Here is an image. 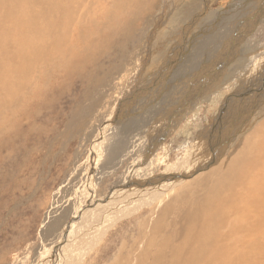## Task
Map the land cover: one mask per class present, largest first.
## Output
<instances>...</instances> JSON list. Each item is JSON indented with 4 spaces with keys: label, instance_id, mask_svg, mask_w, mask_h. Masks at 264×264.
<instances>
[{
    "label": "bare ground",
    "instance_id": "bare-ground-1",
    "mask_svg": "<svg viewBox=\"0 0 264 264\" xmlns=\"http://www.w3.org/2000/svg\"><path fill=\"white\" fill-rule=\"evenodd\" d=\"M155 3L156 0H0V212L8 208L9 202L24 200L27 196L24 188L29 189L28 193L34 190L36 182L32 178L41 173V161L50 156L58 162L51 173L55 183L51 185L46 180L39 184L38 190L53 189L70 164L68 144L78 132L93 135L97 131L93 149L97 155L104 154L99 148L105 139V125L99 130L94 122L102 116L101 112L105 115L108 111L110 95L114 93L116 100L122 90V87L109 89L107 82L115 77L116 71L117 81L133 72L139 44L128 42L140 25L151 22L159 4L154 7ZM188 12L182 10L184 16ZM221 35L219 31L211 41L202 42L201 49H210L211 42L214 49ZM196 60L194 56L178 68V83L190 68L199 66ZM113 62H122L125 70L119 68L111 76L102 77L100 74ZM119 102H112L113 107ZM58 108L62 113L55 115ZM93 109L100 112L95 115ZM230 118L224 106L207 130V137L218 139L213 152L202 149L205 152L200 153L202 144L195 142L190 149L192 156L187 154L195 163L189 167V159L182 160V169L175 180L183 181L186 170L199 163L206 166L221 159L229 146L223 136L232 130L218 126ZM215 126L218 128L213 130ZM241 136L233 144L232 153L227 151L229 160L215 167L201 187L196 180L197 187L191 188L190 180L177 192H166L164 189L172 188V180L138 178L141 166L146 164L138 161L129 173L131 181L121 189L107 199L98 200L95 206L92 203V209H75L69 226L57 224V249L44 264H82L85 255L99 244L119 217L151 202L147 218L138 223L137 240L132 241L129 249L122 243L110 264H264V118ZM58 145L64 151L53 154ZM205 155L208 157L204 159ZM115 156L118 154L114 150L110 154L113 161ZM95 159L91 163L92 177L100 173ZM90 185L91 176L81 181L82 190ZM127 187L130 189L126 192ZM119 199L124 200V206L116 215L95 220L98 208ZM87 220L91 228H78L69 236L77 222Z\"/></svg>",
    "mask_w": 264,
    "mask_h": 264
},
{
    "label": "rangeland",
    "instance_id": "rangeland-1",
    "mask_svg": "<svg viewBox=\"0 0 264 264\" xmlns=\"http://www.w3.org/2000/svg\"><path fill=\"white\" fill-rule=\"evenodd\" d=\"M156 5L151 22L140 25V30L135 31L128 42L139 44V58L132 65L133 72L117 81L116 70L120 68L124 71L125 67L122 62H113L109 69L100 74L106 77L116 71L115 77L109 79L107 85L109 89L122 87L118 99L114 100V93L110 95L108 111L105 115L101 112L102 116L94 122V127L99 130L105 125V139L98 147L104 154L97 155L93 149L97 142V131L93 135H89L92 132H78L69 140L71 160L65 174L59 176L53 189L45 192H39L38 186L46 180H50L51 185L55 183L51 173L55 172L53 170L58 162L54 156L41 161V173L32 178L36 182L34 190L32 188L28 193L29 189L24 188L26 198L9 202L8 208L0 212V264L46 263L57 249V224L60 223L63 228L69 226L75 209H92V203L107 199L121 189L127 181H131L129 173L133 172L138 161L149 165L146 171L145 166H141L143 169L139 172L143 176L139 174L138 178L152 176L164 182L172 180L173 186L164 189L166 192H177L191 181V188H196V180L198 187H201L215 167L229 160L226 153H232L237 139L248 134L264 118V14L262 16L258 11L261 6L264 12V0H156L154 7ZM183 9L189 11L185 16ZM254 22H258L255 28L252 27ZM230 25L231 28L226 29ZM219 31L222 35L215 42L216 47L213 49L211 42L210 49H201V43L208 39L211 41ZM143 35L148 39H142ZM194 56L199 66L190 68L178 83V68ZM163 63H167V66H162ZM118 101L121 102L114 108L113 103ZM224 106L231 118L226 122L221 121L218 127L226 126L232 133L223 136L229 145L223 156L206 166L199 163L193 169L186 170L185 179L178 182L179 179L175 180L174 177L182 169V160L185 162L192 156L190 149L195 142L202 144L200 153L213 152L212 147L218 143V139L213 141L210 135L207 137V130ZM58 109L55 115L62 113ZM98 112L100 109H93V114L97 115ZM218 127H213V130ZM209 138L211 140L204 145L203 142ZM58 147L53 154L60 155L64 151ZM114 150L118 156L113 161L110 154ZM207 157L205 155L204 159ZM94 159L99 163L100 173L92 177L94 169L91 163ZM193 162L195 160L187 161L189 167ZM88 176H91V185L82 190L81 181ZM127 188L126 192L130 187ZM122 200L98 208L99 216L95 215V220L116 215L124 206ZM151 203L119 217L100 238L99 244L85 255L82 264H110L118 255L117 249L122 243L129 249L132 241L137 240L138 223L147 218L153 205ZM80 222L71 228L69 236L78 228H91L88 226L90 220ZM55 226L57 229L53 230Z\"/></svg>",
    "mask_w": 264,
    "mask_h": 264
}]
</instances>
